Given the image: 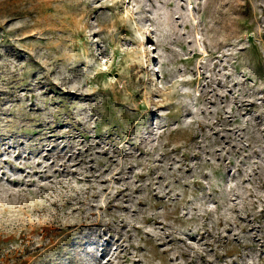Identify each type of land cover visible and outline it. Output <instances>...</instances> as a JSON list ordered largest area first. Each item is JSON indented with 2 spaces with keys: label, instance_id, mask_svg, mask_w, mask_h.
I'll list each match as a JSON object with an SVG mask.
<instances>
[{
  "label": "rangeland",
  "instance_id": "1",
  "mask_svg": "<svg viewBox=\"0 0 264 264\" xmlns=\"http://www.w3.org/2000/svg\"><path fill=\"white\" fill-rule=\"evenodd\" d=\"M0 264H264V0H0Z\"/></svg>",
  "mask_w": 264,
  "mask_h": 264
}]
</instances>
